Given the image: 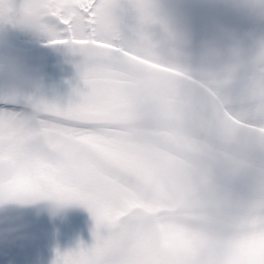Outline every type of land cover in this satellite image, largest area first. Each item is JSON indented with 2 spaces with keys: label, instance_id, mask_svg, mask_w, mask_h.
<instances>
[{
  "label": "snow or ice",
  "instance_id": "obj_1",
  "mask_svg": "<svg viewBox=\"0 0 264 264\" xmlns=\"http://www.w3.org/2000/svg\"><path fill=\"white\" fill-rule=\"evenodd\" d=\"M135 7L151 19L149 5ZM114 8L112 0H0V20L41 27L50 32L52 44L79 53L84 84L65 105L43 99L24 104L32 110L28 116L16 111L20 104L0 102V201L87 206L95 220L94 242L57 253L54 264H176L182 259L176 248L161 243V225L175 222L156 210L149 158L133 148L135 125L149 104L144 85L152 74L141 44L119 43ZM173 84L167 81L166 96ZM252 100L264 106V82ZM185 227L193 237L199 230L195 224ZM260 236L264 208L234 226L230 257L264 264V252L241 255L235 246ZM192 243L199 247L195 238ZM199 250L207 255L205 248Z\"/></svg>",
  "mask_w": 264,
  "mask_h": 264
},
{
  "label": "clouds",
  "instance_id": "obj_2",
  "mask_svg": "<svg viewBox=\"0 0 264 264\" xmlns=\"http://www.w3.org/2000/svg\"><path fill=\"white\" fill-rule=\"evenodd\" d=\"M223 40L222 47L213 46L207 49L204 62L188 65L182 71H177L174 66L158 56L150 43H142L140 50L145 57V67L152 74V78L144 85L149 90L146 114L153 117L152 123L159 129L186 146L190 154L193 149L197 150L195 162L203 174L198 180L199 195L205 200V206L197 212L199 230L195 236L217 248L214 258L227 261L230 258L229 244L232 243L231 223L249 211L254 200L264 199V192L258 191L244 202H236L221 195L214 201L207 200L208 191L216 190L210 179L211 169L207 162L208 148L195 139L188 130L187 113L191 102L180 95L181 87L189 81L190 76H194L195 79L192 82L209 93V104L218 124L225 129H235L240 126L237 120L223 111L218 94L232 85L246 68H250L253 72L254 89L261 86L264 82V36L225 30ZM153 65L156 67L153 68ZM169 80L174 81L173 91L166 96V84ZM42 89L43 79L40 70L30 64L26 54L19 50L10 36L3 28H0V102L27 104L39 99ZM165 99L166 104L163 103ZM174 102H176L175 107L172 106ZM10 203L0 201V224L5 223L6 220L9 223L8 227L0 228V243H11L9 237L23 227L13 225L10 219L4 217L3 214ZM164 215L191 236L178 214L164 212ZM166 225H161V231L164 233L162 245L177 249L185 247L186 240H173L168 237L165 231ZM191 258L199 264H205L213 257L208 254L202 256L197 249Z\"/></svg>",
  "mask_w": 264,
  "mask_h": 264
},
{
  "label": "flooded vegetation",
  "instance_id": "obj_3",
  "mask_svg": "<svg viewBox=\"0 0 264 264\" xmlns=\"http://www.w3.org/2000/svg\"><path fill=\"white\" fill-rule=\"evenodd\" d=\"M228 101L229 99H225L226 103H228ZM259 106L262 105L259 104ZM235 116L238 119L244 120L243 117H240L241 114L237 113L235 114ZM260 119H264V111ZM208 155L213 157L220 164H223L227 169L231 170V172L225 171L224 169L222 170L220 167L208 163L211 169L210 179L216 190L210 189L207 193V199L211 198L214 201L218 198L219 195H221V196L229 197L236 202H244L256 194L254 189L251 190L252 184L250 182L249 176L246 175L244 172L242 173L241 170L238 171L233 170L234 168H238L237 164L233 160H231L229 157H227L224 154L210 152L209 150H208ZM154 156L159 160H161L162 162L164 161L166 163V166L168 167V172L166 173L163 169L162 174L159 176L160 179L158 180L161 186L165 187L164 197L167 198V202L169 206L167 209V213L175 214L176 205H177L178 209L181 210V214H180L181 216L186 217L189 216L188 215L189 212H193L195 216L198 217L197 212L199 209L205 206V200L202 199L201 196L199 195L200 188L198 185V180L202 178L203 174L197 168L195 162L196 158L189 157L186 159V163H181L175 160L172 161L165 157H160L156 155ZM171 170H175L176 175L178 176L176 179H174L175 183H181V181L183 180L184 181L183 184H185V186L191 187L190 195H185V197H183L177 195L175 196L173 194L171 189L173 188L172 184L174 181H172L173 179H171L172 178L170 175ZM258 191L264 192V189L263 190L257 189L256 192ZM259 208H264V199L254 200L249 211H247L244 215L235 219L231 224L235 226L238 223H244L249 221L252 217H254L255 213ZM238 244L243 248L258 247L264 249V236L250 238L246 240L242 239L238 242Z\"/></svg>",
  "mask_w": 264,
  "mask_h": 264
},
{
  "label": "rangeland",
  "instance_id": "obj_4",
  "mask_svg": "<svg viewBox=\"0 0 264 264\" xmlns=\"http://www.w3.org/2000/svg\"><path fill=\"white\" fill-rule=\"evenodd\" d=\"M14 1H16V0H10V2H12V3ZM112 2L115 5V8L113 10L114 26L123 27V29L120 32L121 38L124 40L125 37L130 36V35L132 36L133 39H135L137 37V35H138V38H140V39H137L138 40L137 43H134L133 41L131 42V41L126 40L124 45L130 46L129 44L131 42L134 46H136V45L147 42L153 46V48H154V50L158 56H160L162 59H164L167 63L171 64L175 68L179 67V68L184 69L189 64H192L191 63L192 58L187 57V52H185V51L183 52L181 50L173 51L172 49H170L168 47L166 48L165 46L162 45V43L160 42V40L157 37L152 36L148 32L147 33L143 32L142 28L144 26V21L139 19L140 16L138 13H134V7L132 5H130L127 2L124 3L122 0H112ZM117 9L122 14L120 19H118L117 16H114V13L116 12ZM7 22L9 23L7 27H8V30L10 32V36H12V38L14 39V41L16 43H19L21 41H26L28 43L29 40H31V39L34 41H42V40L50 38V34H48V31L45 29H44V35H41L42 33L40 32L38 26H34V25H30V24H28V26H26L27 24H25V23H14V22H9V21H7ZM50 23L51 22H49V24ZM151 28H152L151 24H148L147 29H149V31L152 33ZM117 32H116V34H117ZM138 32H139V34H138ZM197 62H198V60L196 61V63ZM65 70H68V68H65ZM183 234L186 235L187 233L183 232ZM199 240H201V239H199ZM51 242H52L51 247L56 248L58 246V242H56L54 240ZM190 246H191L190 241H187L186 248L190 247ZM17 249H20L19 252L21 254H23V253L25 254V259L29 258L27 260L21 261L18 264H35L36 263L35 258L31 255V253L28 254V253L24 252L25 250H31L30 244H26L25 246L22 247V244L19 241V243L17 245Z\"/></svg>",
  "mask_w": 264,
  "mask_h": 264
},
{
  "label": "water",
  "instance_id": "obj_5",
  "mask_svg": "<svg viewBox=\"0 0 264 264\" xmlns=\"http://www.w3.org/2000/svg\"><path fill=\"white\" fill-rule=\"evenodd\" d=\"M236 1L237 5L244 7L240 0ZM207 4L208 1L206 0H196L194 2H192L191 0H168L165 6L162 8L163 10L159 16L161 22L159 29H161L163 37L168 39V41L172 44L186 45L185 32L186 30H189L191 28L190 26H194V17L192 16L195 15V13H205V11H207ZM222 8L225 10L226 13L231 12L226 6H222ZM180 95L184 98H192L190 83L187 82L181 87ZM202 97L205 100L209 99L208 96H206L205 94L204 96L202 95ZM193 110L197 111L191 104V107L187 113V122L192 128L195 129ZM201 111H203V107ZM151 120H153V117L148 114H144L138 118L136 125L145 122H150ZM256 138L262 137L257 136ZM214 261L215 264H222L218 262V259L216 258L214 259Z\"/></svg>",
  "mask_w": 264,
  "mask_h": 264
},
{
  "label": "bare ground",
  "instance_id": "obj_6",
  "mask_svg": "<svg viewBox=\"0 0 264 264\" xmlns=\"http://www.w3.org/2000/svg\"><path fill=\"white\" fill-rule=\"evenodd\" d=\"M69 50L68 47L65 46H59L57 50H49V51H42L39 53H36L38 58L44 59V60H49V59H56L59 58L64 54V52H67ZM42 79H43V84L48 85L50 90L53 91V97L56 99L62 98L66 102L69 100H72L75 98V92L78 89H82L84 86H78V85H73L72 83L66 84V83H60V84H55L54 79L60 76V73H58V70L50 69L44 72H40ZM41 95H44L43 92H41ZM64 101V102H65ZM154 131H161L154 123L150 124H142L141 126H136L134 128V132L136 133H142V132H148L152 133ZM263 133L264 131H259V133ZM238 154V153H235ZM241 157V156H239ZM241 158H244L246 160L248 159L246 156H242ZM252 161V160H251Z\"/></svg>",
  "mask_w": 264,
  "mask_h": 264
}]
</instances>
